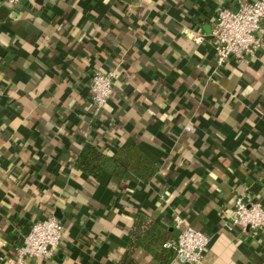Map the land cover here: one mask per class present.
Masks as SVG:
<instances>
[{"label":"crops","instance_id":"0c3cea01","mask_svg":"<svg viewBox=\"0 0 264 264\" xmlns=\"http://www.w3.org/2000/svg\"><path fill=\"white\" fill-rule=\"evenodd\" d=\"M251 1L0 0V264L51 216L60 244L29 264H119L139 215L169 240L174 216L202 232L199 264H264V232L227 226L239 196L264 209V25L256 56L221 69L210 39L219 8ZM96 71L116 78L92 116ZM85 145L136 146L157 172L91 177Z\"/></svg>","mask_w":264,"mask_h":264},{"label":"built area","instance_id":"2783aa9c","mask_svg":"<svg viewBox=\"0 0 264 264\" xmlns=\"http://www.w3.org/2000/svg\"><path fill=\"white\" fill-rule=\"evenodd\" d=\"M16 6L22 1L5 0ZM264 25V0H253L240 4L236 10L219 8L212 25L210 39L213 43L216 69H221L229 60L246 61L256 56L260 49L257 33ZM115 72L96 71L88 87L89 109L97 116L112 94ZM185 131H192L190 126ZM82 136L88 139L89 133ZM228 227H240L243 231L264 232V209L257 203L246 204L242 197L234 201V208L227 221ZM176 238L164 243L163 248L173 252V261L178 264H199L206 252L209 239L200 231L187 225L180 216L172 218ZM63 227L55 217L34 222L6 264H29L31 261H47L54 256L61 238ZM0 258V261H3Z\"/></svg>","mask_w":264,"mask_h":264},{"label":"trees","instance_id":"16d2710c","mask_svg":"<svg viewBox=\"0 0 264 264\" xmlns=\"http://www.w3.org/2000/svg\"><path fill=\"white\" fill-rule=\"evenodd\" d=\"M76 166L94 178L109 171L110 176L117 180L130 174L143 183H147L157 172L156 166L136 146L120 148L108 156L95 146L85 145L77 158ZM170 238V233L163 232L146 217L137 216L131 232L130 247L119 264H137L131 257L138 248L151 254L154 264H168L174 255L172 251L163 248V245Z\"/></svg>","mask_w":264,"mask_h":264}]
</instances>
